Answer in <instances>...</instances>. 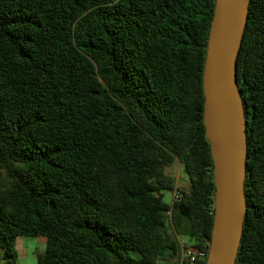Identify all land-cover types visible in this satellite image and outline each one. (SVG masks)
Wrapping results in <instances>:
<instances>
[{"label": "trees", "instance_id": "trees-1", "mask_svg": "<svg viewBox=\"0 0 264 264\" xmlns=\"http://www.w3.org/2000/svg\"><path fill=\"white\" fill-rule=\"evenodd\" d=\"M217 2L0 0V263L43 237L35 264H206ZM236 72L249 151L235 264H264V0L250 1Z\"/></svg>", "mask_w": 264, "mask_h": 264}, {"label": "water", "instance_id": "water-1", "mask_svg": "<svg viewBox=\"0 0 264 264\" xmlns=\"http://www.w3.org/2000/svg\"><path fill=\"white\" fill-rule=\"evenodd\" d=\"M251 0H218L204 67V119L214 160L216 213L206 264H235L243 235L247 124L240 116L237 57Z\"/></svg>", "mask_w": 264, "mask_h": 264}, {"label": "rangeland", "instance_id": "rangeland-1", "mask_svg": "<svg viewBox=\"0 0 264 264\" xmlns=\"http://www.w3.org/2000/svg\"><path fill=\"white\" fill-rule=\"evenodd\" d=\"M169 174L174 176L177 180V186L182 190L190 189V182L184 173V168L177 162L169 170ZM174 192H164V200L171 203ZM16 250L18 252V264H35L38 257L46 251V239L43 237H19L16 241ZM0 264H6L2 261Z\"/></svg>", "mask_w": 264, "mask_h": 264}, {"label": "built area", "instance_id": "built-area-1", "mask_svg": "<svg viewBox=\"0 0 264 264\" xmlns=\"http://www.w3.org/2000/svg\"><path fill=\"white\" fill-rule=\"evenodd\" d=\"M174 200H180V194L179 191L174 192L173 201ZM202 253H200L197 249H190L187 253L182 254V258L185 256H189L192 262H195V260L198 257H202Z\"/></svg>", "mask_w": 264, "mask_h": 264}, {"label": "bare ground", "instance_id": "bare-ground-1", "mask_svg": "<svg viewBox=\"0 0 264 264\" xmlns=\"http://www.w3.org/2000/svg\"><path fill=\"white\" fill-rule=\"evenodd\" d=\"M239 112H240L241 119H242L243 122H244V112H243V109L240 108Z\"/></svg>", "mask_w": 264, "mask_h": 264}, {"label": "crops", "instance_id": "crops-1", "mask_svg": "<svg viewBox=\"0 0 264 264\" xmlns=\"http://www.w3.org/2000/svg\"><path fill=\"white\" fill-rule=\"evenodd\" d=\"M177 184H178V183H177ZM172 202H173V200H172ZM172 202H171V203H172Z\"/></svg>", "mask_w": 264, "mask_h": 264}]
</instances>
